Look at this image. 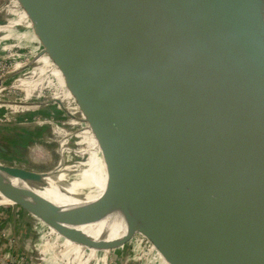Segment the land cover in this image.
<instances>
[{"label": "water", "instance_id": "water-1", "mask_svg": "<svg viewBox=\"0 0 264 264\" xmlns=\"http://www.w3.org/2000/svg\"><path fill=\"white\" fill-rule=\"evenodd\" d=\"M21 3L106 169L120 152L138 195L133 207L113 205L55 172L7 166L0 190L67 198L70 239L100 251L141 234L172 264H264V0ZM15 204L55 220L45 197ZM96 223L108 229L91 243L80 228ZM116 226L125 234L108 239Z\"/></svg>", "mask_w": 264, "mask_h": 264}, {"label": "rangeland", "instance_id": "rangeland-1", "mask_svg": "<svg viewBox=\"0 0 264 264\" xmlns=\"http://www.w3.org/2000/svg\"><path fill=\"white\" fill-rule=\"evenodd\" d=\"M2 1L0 0V5ZM12 86L13 83L9 82L8 86H4L0 92V102H2L0 103V125L18 126L17 128H19L23 122L26 125L24 127L31 131L28 133L31 136L25 135L20 140L16 138L20 135L14 136L17 139L15 145L12 148H8L10 158L5 159V162L1 160L0 166L19 167L29 171L55 172L63 176L66 174L67 178L64 179L70 184L78 172V178H81L80 173L87 170L95 162L99 161L106 168L105 154L102 149L103 144L99 143L94 129L90 128L89 122L84 118L82 120L78 109L66 108L64 110L65 106L62 105L63 111L55 109L51 113L53 117L49 118L46 111L38 110L39 108L35 106H29L27 112L23 113L18 110V112H15L17 105L6 104L8 101H27L31 104L43 103L44 98L46 101L53 99L56 95L54 93L58 91L57 89L53 87L49 88V90L47 89L48 91H43V94L46 95H36L26 100V96L20 90V87L15 86V84ZM8 95L16 99L8 98ZM90 136L91 138L89 139ZM62 141L65 143V162L63 166H60L61 158L58 149ZM93 144L97 147L91 149ZM22 206V204H0V219H3L0 220V222H3L0 225V264H7L9 262L4 259L5 255H7L8 259L16 261V263L17 261H21V264H42L38 260V251L34 252V250L29 249V251L25 249L29 246V242L35 246L45 244L43 247L40 245L38 250H42L41 248L47 249V253L49 252L51 258L56 262V257L61 253L64 241L57 240L53 234L47 235L46 239L41 240L44 235L49 234L48 230L44 231L45 229H43L42 232L41 229L43 225H46L49 229H52V232L55 231L67 240L73 241L70 239L71 224L69 218L71 208L63 202L57 203L53 201L51 210L56 212L55 220L53 218L50 221L48 218L42 219L37 216L36 223L32 221V225H27L24 219H27L28 216L25 214V216L21 215V212H18V208ZM16 219L19 221L18 224L15 223ZM24 225L29 230H32L31 235L26 233L25 230L27 229H24ZM82 233L84 234L82 236L86 235L84 231ZM90 239L91 243H96L100 238L91 237ZM131 241L133 240L128 241L122 250L120 248L111 250L107 264H124V261L129 256L133 258L135 246ZM91 247L90 249L104 254V251L97 250L95 246ZM135 258L137 259H134L135 261L132 264H143V261H145L144 259L141 261L137 255H135ZM92 263L98 264V258Z\"/></svg>", "mask_w": 264, "mask_h": 264}, {"label": "crops", "instance_id": "crops-1", "mask_svg": "<svg viewBox=\"0 0 264 264\" xmlns=\"http://www.w3.org/2000/svg\"><path fill=\"white\" fill-rule=\"evenodd\" d=\"M44 49V45L39 38V34L37 33L35 23L28 10L21 3V0H3L0 5V61L10 59L8 62L14 66L20 63L19 66H16L12 70V72L7 77L8 79L4 81L3 87L8 86L9 82L13 83V86L15 84V86L20 87V90H22V92L25 94L26 100L36 95H46L43 94V91H46L47 89L49 90V88L53 87L57 89L58 91L56 90L57 92L54 93L56 95L53 97V99L46 101L44 98L43 103L38 102L37 104H31L26 101V105H22L19 102L15 110V112L20 111L26 113L29 106H35L39 108L38 110L46 111V113L49 115V118H52L53 116L51 113H53L55 109H60L63 111L61 108L62 105L65 106V108L63 107L64 110H66V108L78 109V105L73 93L68 89L65 77L62 75L60 70L57 69V66L53 60L44 54ZM80 114L83 120V115L82 113ZM20 126L21 127L17 128L18 126L0 125V161L2 160L5 162V159L10 158V152L8 148H12V146L15 145L17 139L20 140L25 135L31 136L28 135V133L31 131L24 127L26 125L23 122L20 124ZM17 135L20 136L16 137L17 139L14 138V136ZM96 145L93 144L91 149L96 148ZM48 200L57 203L63 202L69 206L67 198H48ZM128 202L129 201H116L113 203H107L132 207L128 204ZM18 212H21V215L25 214L28 216L27 219H24L23 217L27 225H30L32 221L36 223L37 215L35 213L27 210L23 206L18 208ZM0 220L3 219L1 218ZM18 222L19 221L16 219L15 223L18 224ZM2 224L3 222H0V225ZM113 228L114 230L110 231L108 239L122 237L125 234L124 226H116ZM24 229H27L25 230L26 233L31 235L32 230H29V228L26 226ZM43 229H45L44 231L48 230L49 234L44 235L41 240L46 239L45 237L47 235L53 234L56 236L57 240L64 241V244L62 245L63 248L61 253H59V256L56 257L57 261L55 262L51 258L49 252L47 253V249L41 248L42 250H38L40 245L43 247L45 244H39L35 246L29 242V246H27L25 249H31L32 251L34 250V252L38 251V260L42 264H93L92 262L96 261L97 258L99 262L98 264L108 263V252L105 251L104 254H101L96 250L90 249L88 246L67 240L59 233L55 231L52 232V229H49V227L46 225L42 226V232ZM80 229L90 237L100 238L108 228H106V226L102 223H96L82 226ZM132 240L133 241L131 242L135 246L133 253L135 254L133 258H130L129 256L126 261H124V264H132L137 259L135 258V255H137L141 261H143V259L145 260L143 261V264H172L171 255H169L167 251H163L161 248L156 247L153 242L143 235L136 234ZM120 249L122 250L123 247H120Z\"/></svg>", "mask_w": 264, "mask_h": 264}, {"label": "bare ground", "instance_id": "bare-ground-1", "mask_svg": "<svg viewBox=\"0 0 264 264\" xmlns=\"http://www.w3.org/2000/svg\"><path fill=\"white\" fill-rule=\"evenodd\" d=\"M19 65L20 63L16 66ZM118 154V165L114 169L107 170L105 165H101L102 163L98 161L90 165L87 170L80 173L81 178H78V172L77 176L71 180L72 190L82 195L110 203L116 201H129L128 204L133 207L137 201L138 188L132 173L124 163L120 152H118ZM58 175L60 178H67L66 174L64 176L60 174ZM108 175L110 177H108ZM41 197L47 199L65 198L28 188H8L0 190V204L4 205L33 201L40 199Z\"/></svg>", "mask_w": 264, "mask_h": 264}, {"label": "built area", "instance_id": "built-area-1", "mask_svg": "<svg viewBox=\"0 0 264 264\" xmlns=\"http://www.w3.org/2000/svg\"><path fill=\"white\" fill-rule=\"evenodd\" d=\"M10 59H8V60H2V61H0V92L2 91V89H3V83H4V81L5 80H7L8 78V76H9V74L12 72V70L16 67V66H14L13 64H10L8 61H9ZM16 65V64H15ZM8 98H12L13 100L14 99H16L15 97H12V96H10V95H8L7 96ZM20 102V104H22V105H26L27 104V102H22V101H13V102H11V101H8L6 104H12V105H17L18 103ZM0 103H2V102H0ZM1 259V258H0ZM4 259L5 260H8L9 262L7 263V264H21V261H17V263H16V261H12L11 259H8L7 258V255H5L4 256Z\"/></svg>", "mask_w": 264, "mask_h": 264}]
</instances>
